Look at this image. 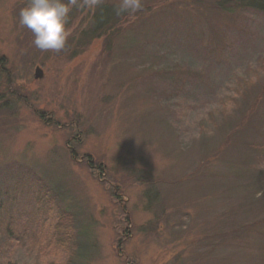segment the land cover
Listing matches in <instances>:
<instances>
[{
	"label": "rangeland",
	"instance_id": "rangeland-1",
	"mask_svg": "<svg viewBox=\"0 0 264 264\" xmlns=\"http://www.w3.org/2000/svg\"><path fill=\"white\" fill-rule=\"evenodd\" d=\"M195 1L141 0L79 47L95 5L79 0L55 52L20 25L27 0H0L4 264H34L27 238L62 210L79 264H264V152L246 145L264 141V13ZM52 250L45 260L64 263Z\"/></svg>",
	"mask_w": 264,
	"mask_h": 264
},
{
	"label": "trees",
	"instance_id": "trees-1",
	"mask_svg": "<svg viewBox=\"0 0 264 264\" xmlns=\"http://www.w3.org/2000/svg\"><path fill=\"white\" fill-rule=\"evenodd\" d=\"M201 0H196L195 2H199ZM118 7L119 5L106 2L105 0H97L95 2V5L93 6L92 10L89 11L88 19L85 22V26L83 27V34L79 35V37L76 35L74 38H77V44L80 47L81 42H82V36L85 38L92 39L94 37H99L100 34L106 33L109 29L121 22L125 15L130 14L128 13H123V12H118ZM171 7V5H159V8L161 10H165ZM211 8H218L221 9L225 12L228 13L229 18H233L234 16L235 19L237 17H240L243 13H241L243 10L249 9V10H254L256 12H263L264 13V0H215L213 3L210 4ZM123 13V14H122ZM201 14V13H200ZM134 16V14L132 15ZM153 17L150 15L148 16H142L141 20H144V23H147L152 19ZM86 20V18H85ZM143 23V22H142ZM136 25V24H135ZM154 25V24H151ZM132 27V26H131ZM166 32H169V28L166 27L164 29ZM155 31H158L157 27ZM109 36V35H108ZM149 40V38H145ZM86 43V42H85ZM75 53V52H74ZM193 65H198L197 63H193ZM169 68V67H168ZM165 68L164 70L168 69ZM242 93H240L236 99H241L242 98ZM259 97V96H258ZM263 97H264V92H263ZM258 100V98H257ZM231 102L234 104V107L232 108L233 111L238 110L240 107V103L237 100L232 99ZM253 114L255 113V117L251 124L249 126L255 127L259 121H257V111L253 107ZM245 120H252L251 115H248ZM256 128H261L260 126H257ZM248 130V129H247ZM257 133H259L257 131ZM244 144V141H243ZM246 145H250V147L256 151L259 152H264V141L262 143L260 142H254L251 143L250 141H247ZM72 154L73 151H72ZM264 183V181L262 182ZM49 190V189H48ZM50 191V190H49ZM42 199H39L38 202H41L44 200V205L46 206L48 204V201L45 200V195L43 194ZM58 220L56 222V225H52L51 222L53 221V218L50 217L48 220L46 219L43 225L46 227L45 229L43 228L42 231H37L36 235L27 238V245H29L30 252H29V257L32 260L34 264H51L48 263L45 258L46 256L49 257V251H53L52 249L57 245L61 250L67 251V258L65 259L64 263L62 264H79L77 257L80 254V249L82 248L81 242L79 241L78 234L79 231L74 224V218L73 215L70 211L62 210L60 213L57 214ZM15 224V218L11 219L9 222V232L12 234L14 232L13 226ZM261 224V225H260ZM264 225V218L261 222L257 224L258 228H263L262 226ZM42 227V226H41ZM50 227V228H49ZM264 230V229H261ZM21 235L19 237L20 241L23 238V234H18ZM36 237V238H34ZM10 239V237L8 236ZM56 240L57 243H51L49 242L50 240ZM31 239V240H28ZM1 242V239H0ZM13 241L10 240L9 244L11 247ZM2 248H5V250L8 249V245L2 246ZM4 250V251H5ZM0 264H4V257L3 259L0 260ZM53 264V263H52Z\"/></svg>",
	"mask_w": 264,
	"mask_h": 264
},
{
	"label": "clouds",
	"instance_id": "clouds-1",
	"mask_svg": "<svg viewBox=\"0 0 264 264\" xmlns=\"http://www.w3.org/2000/svg\"><path fill=\"white\" fill-rule=\"evenodd\" d=\"M97 0H93V3ZM79 0H27L19 11V23L33 34L32 43L41 51L60 52L68 38L66 26L70 22L72 7ZM141 9V0H121L118 12H136ZM264 191L257 193V198Z\"/></svg>",
	"mask_w": 264,
	"mask_h": 264
},
{
	"label": "water",
	"instance_id": "water-1",
	"mask_svg": "<svg viewBox=\"0 0 264 264\" xmlns=\"http://www.w3.org/2000/svg\"><path fill=\"white\" fill-rule=\"evenodd\" d=\"M43 75V70L40 66L35 67L34 76L35 77H41Z\"/></svg>",
	"mask_w": 264,
	"mask_h": 264
},
{
	"label": "flooded vegetation",
	"instance_id": "flooded-vegetation-1",
	"mask_svg": "<svg viewBox=\"0 0 264 264\" xmlns=\"http://www.w3.org/2000/svg\"><path fill=\"white\" fill-rule=\"evenodd\" d=\"M72 151H73V155H75V156H77L76 154H77V152H76V150H74L73 148H72Z\"/></svg>",
	"mask_w": 264,
	"mask_h": 264
}]
</instances>
